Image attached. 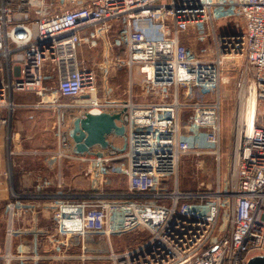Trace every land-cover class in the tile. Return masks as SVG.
<instances>
[{
	"label": "built area",
	"instance_id": "2783aa9c",
	"mask_svg": "<svg viewBox=\"0 0 264 264\" xmlns=\"http://www.w3.org/2000/svg\"><path fill=\"white\" fill-rule=\"evenodd\" d=\"M70 1L50 11L41 0H0V108L12 114L24 105L52 107L60 127L69 107L125 109L126 138L110 134L112 145L103 154L79 157L105 170L123 139L128 187L114 195L56 194L50 202L54 247L59 251L74 235L143 228L139 243L111 248L113 264H244L264 251V110L258 109L264 100V0ZM181 31L193 35L182 38ZM101 37L106 52L122 50L118 64L129 68L130 87L141 86L149 101H136L132 92L122 100L100 98L98 72L82 63L79 49L97 46ZM241 56L246 63L236 81L229 175L222 183L219 167L215 187L182 188L179 168L186 153L208 149L221 162L220 87L226 63ZM23 91L38 99L16 101L14 94ZM254 97L257 109L249 123ZM64 136L62 145L70 146L69 134ZM56 155L78 156L62 147ZM32 199L49 194L11 188L8 246L22 208L40 210L27 204ZM15 257L9 248L3 255L8 264Z\"/></svg>",
	"mask_w": 264,
	"mask_h": 264
},
{
	"label": "crops",
	"instance_id": "0c3cea01",
	"mask_svg": "<svg viewBox=\"0 0 264 264\" xmlns=\"http://www.w3.org/2000/svg\"><path fill=\"white\" fill-rule=\"evenodd\" d=\"M56 1L59 6L71 2ZM73 1L80 4L87 0ZM115 30L113 27L110 35H114ZM105 45V40L101 37L95 47H80L82 52L95 49L99 54L97 67L91 68L96 69L100 76L99 83L102 88L99 86V89L103 91V97L100 98L122 100L128 98L132 92L136 101H149V95L142 91L141 86L130 87L129 68L118 64L122 50L114 48L106 52ZM135 74L141 76L137 70ZM14 97L23 104L38 99L32 91L16 92ZM78 108H68L70 116H65L63 127L59 126L58 112L52 107L24 105L17 107L12 114L5 108H0V264H7L3 255L8 248L16 255L9 264H113L108 257L111 248L123 250L139 243L146 236L147 232L143 228L112 233L110 236L102 233L74 235L66 240L59 251L54 247L52 237L56 236V232L53 231L50 202L57 198L56 194L72 192L83 196L87 192H96L114 195L128 187L127 176L121 169L125 162V148L119 149L118 156L110 159L106 163L107 168L101 170L92 159L83 160L79 157H90L93 154L76 152L70 136L67 138L71 145H62V137L66 135H62V130L84 112ZM3 119L8 121L4 122ZM57 130L60 133L59 138L56 136ZM60 147L78 156L59 157L56 153ZM9 149L14 150L11 155ZM12 187L20 192L47 193L49 199L26 201L27 204L36 203L40 210L22 208L14 224L16 231L8 246L6 229L10 212L7 202ZM50 233L53 234L52 237ZM35 253L41 255L37 260L31 257ZM55 254L59 257L54 258ZM253 254L255 253L251 255Z\"/></svg>",
	"mask_w": 264,
	"mask_h": 264
},
{
	"label": "rangeland",
	"instance_id": "374dc122",
	"mask_svg": "<svg viewBox=\"0 0 264 264\" xmlns=\"http://www.w3.org/2000/svg\"><path fill=\"white\" fill-rule=\"evenodd\" d=\"M44 6H47L50 11H54L59 7L56 0H41ZM224 24H228L229 21H223ZM193 35V33H188L187 31H181V37L185 38L188 35ZM79 57L85 66L97 67L99 54L96 53L95 49H88L82 52L79 49ZM84 53V56H83ZM83 56V57H81ZM245 58L241 56L235 60H229L225 65L224 75L220 87L221 95V122H222V138H221V162L215 159L214 154L206 149L203 153H196V151H190L183 156L180 161L179 168V178L180 185L184 188H196V187H215L218 184V175L220 167L221 178L225 182L227 176L229 175L230 168V158L232 155V147L234 143V132L235 124L237 121V89L236 81L238 76V69L245 66ZM98 77H100L98 75ZM102 88L98 81V94L103 97V91L99 89ZM209 97H215L214 93H211ZM77 100V99H74ZM72 98H66L67 102H74ZM74 108V107H73ZM78 107H76L77 109ZM81 109V108H78ZM83 109V108H82ZM258 109L264 110V100L258 101ZM70 109L66 111V117L68 118ZM72 124L67 125V128L62 130V135L69 134V128ZM64 126V125H63ZM61 126V127H63ZM69 127V128H68ZM59 130V128H57ZM57 130L56 136L59 138V131ZM122 145L123 139L120 140ZM8 245V244H7ZM264 252V251H261ZM8 264V263H7Z\"/></svg>",
	"mask_w": 264,
	"mask_h": 264
},
{
	"label": "water",
	"instance_id": "95a60500",
	"mask_svg": "<svg viewBox=\"0 0 264 264\" xmlns=\"http://www.w3.org/2000/svg\"><path fill=\"white\" fill-rule=\"evenodd\" d=\"M124 111L125 109L99 113L85 111L76 116L69 128L74 150L78 153L88 152L100 155L103 154L104 149L112 145L108 139L110 134L114 133L126 138ZM125 147L126 142L123 148ZM244 264H264V252L249 256Z\"/></svg>",
	"mask_w": 264,
	"mask_h": 264
},
{
	"label": "bare ground",
	"instance_id": "6f19581e",
	"mask_svg": "<svg viewBox=\"0 0 264 264\" xmlns=\"http://www.w3.org/2000/svg\"><path fill=\"white\" fill-rule=\"evenodd\" d=\"M256 109H257V100L254 97L250 99L249 104H248V109H247V114H248L247 119L249 123H251L252 119L254 118ZM245 113H246V109H245ZM245 113L243 114L244 116L246 115Z\"/></svg>",
	"mask_w": 264,
	"mask_h": 264
}]
</instances>
